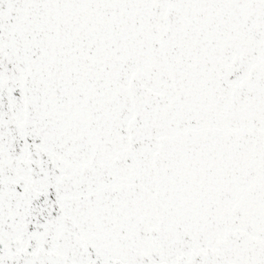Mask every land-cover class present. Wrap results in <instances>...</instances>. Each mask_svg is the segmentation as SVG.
Masks as SVG:
<instances>
[{"label":"snow or ice","instance_id":"snow-or-ice-1","mask_svg":"<svg viewBox=\"0 0 264 264\" xmlns=\"http://www.w3.org/2000/svg\"><path fill=\"white\" fill-rule=\"evenodd\" d=\"M0 264H264V0H0Z\"/></svg>","mask_w":264,"mask_h":264}]
</instances>
